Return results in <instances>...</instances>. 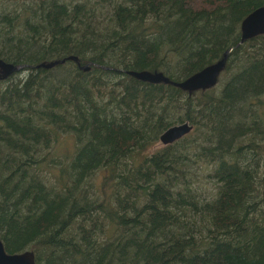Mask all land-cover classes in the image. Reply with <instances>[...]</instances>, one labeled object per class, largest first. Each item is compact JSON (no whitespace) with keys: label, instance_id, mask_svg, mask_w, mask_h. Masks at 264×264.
<instances>
[{"label":"trees","instance_id":"16d2710c","mask_svg":"<svg viewBox=\"0 0 264 264\" xmlns=\"http://www.w3.org/2000/svg\"><path fill=\"white\" fill-rule=\"evenodd\" d=\"M107 1L0 0V60L25 66L0 69L6 251L37 264H264V33L242 41L264 0ZM230 50L206 89L129 74L181 82ZM184 123L190 134L152 152Z\"/></svg>","mask_w":264,"mask_h":264},{"label":"water","instance_id":"95a60500","mask_svg":"<svg viewBox=\"0 0 264 264\" xmlns=\"http://www.w3.org/2000/svg\"><path fill=\"white\" fill-rule=\"evenodd\" d=\"M260 33H264V7L256 10L244 20L242 24V41L250 39ZM231 51L232 50L226 52L223 59L217 64L207 67L206 69L181 82H172L161 73L129 72V74L142 81L173 84L176 87L186 90L188 89L193 91L198 89H206L216 84L217 78L224 69L227 58ZM67 61L78 62V58L71 56L51 63H43L38 65L36 68L52 69L55 66L65 64ZM24 68L25 66H15L0 60V69L1 73L3 74L2 77L4 78H8L12 74L20 72ZM81 69L83 71H88L89 67L83 66ZM192 131L193 127L189 123L177 125L164 132L160 138V141L163 145H171L187 136ZM0 264H37V262L35 254L32 251L9 254L0 238Z\"/></svg>","mask_w":264,"mask_h":264},{"label":"rangeland","instance_id":"374dc122","mask_svg":"<svg viewBox=\"0 0 264 264\" xmlns=\"http://www.w3.org/2000/svg\"><path fill=\"white\" fill-rule=\"evenodd\" d=\"M68 2H73V3H77L80 2L82 0H67ZM92 4L97 5V6H101L103 7L104 11L109 10L111 8V3H109L107 0H90ZM26 3H33L32 1H27ZM262 99L264 100V96L262 97ZM262 117L264 119V114H262ZM164 145L159 142L154 149L152 150V152H155L161 148H163ZM264 160V158L262 159Z\"/></svg>","mask_w":264,"mask_h":264}]
</instances>
